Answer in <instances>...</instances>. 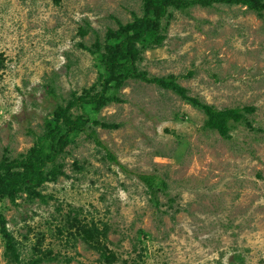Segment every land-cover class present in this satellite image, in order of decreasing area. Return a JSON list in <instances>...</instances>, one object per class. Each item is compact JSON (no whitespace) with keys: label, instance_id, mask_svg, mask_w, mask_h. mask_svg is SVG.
Wrapping results in <instances>:
<instances>
[{"label":"rangeland","instance_id":"1","mask_svg":"<svg viewBox=\"0 0 264 264\" xmlns=\"http://www.w3.org/2000/svg\"><path fill=\"white\" fill-rule=\"evenodd\" d=\"M142 10V0H0V160L27 153V130L42 134L57 103L96 84L89 48ZM169 11L162 45L142 52L140 69L176 76L216 108L254 106L250 127L221 137L175 92L128 80L120 101L89 110L118 125L91 127L106 149L78 134L58 157L66 176L38 189L46 203L0 197L19 253L7 257L0 233V264H264V13ZM140 172L165 181L157 204Z\"/></svg>","mask_w":264,"mask_h":264},{"label":"trees","instance_id":"2","mask_svg":"<svg viewBox=\"0 0 264 264\" xmlns=\"http://www.w3.org/2000/svg\"><path fill=\"white\" fill-rule=\"evenodd\" d=\"M215 4L244 6L257 16L264 13V0H142L141 15L134 14L132 20L118 24L116 29L108 28L104 40L97 38L93 47L89 48L100 72L96 84L83 88L80 93L72 92L64 103H57L44 119L42 134L28 129L27 133L34 141L27 153L17 158L3 157L0 160V197H7L13 204H17V197L22 195L25 200L37 197L46 203L38 189L47 182L56 181L59 176H66L64 165L58 157L78 134H85L106 149L91 127L101 125L116 128L118 125L93 119L89 110L96 112L113 101H120L116 96L117 92L128 80H139L175 92L186 103L202 110L205 116L204 129L213 130L221 137H228L234 124L246 122L249 126L247 114L254 112V106L216 108L188 95L186 88L176 82V76L148 75L146 70L139 67L145 49L162 45L165 38L160 33L162 19L171 14L170 8L182 10L189 6L212 7ZM80 34L84 36L87 31L81 30ZM47 91L52 93L51 90ZM76 108H81L82 111L74 113L72 110ZM106 157L118 164L114 154L108 150ZM75 166L79 169L78 164ZM136 177L146 186L157 204L156 192L167 187L165 181L159 175L151 173H136ZM0 233L5 241V254L12 261H18L16 238L1 216ZM82 233L89 235L90 231L84 229ZM101 255L107 263L112 261L104 252Z\"/></svg>","mask_w":264,"mask_h":264}]
</instances>
